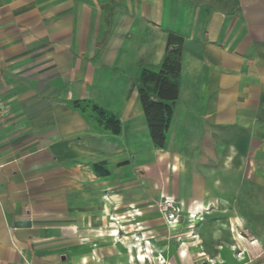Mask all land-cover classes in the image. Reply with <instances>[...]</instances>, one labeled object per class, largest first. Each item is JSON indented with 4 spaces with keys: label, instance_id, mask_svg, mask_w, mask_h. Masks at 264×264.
Instances as JSON below:
<instances>
[{
    "label": "crops",
    "instance_id": "obj_1",
    "mask_svg": "<svg viewBox=\"0 0 264 264\" xmlns=\"http://www.w3.org/2000/svg\"><path fill=\"white\" fill-rule=\"evenodd\" d=\"M74 2L79 9L69 12ZM169 35L183 46L179 73L169 78L177 99L168 103L171 119L157 150L170 155L179 177L187 173L193 208L205 206L200 213L216 203L204 180L217 174H235L252 189L254 206L264 207V0H0V264L103 262L99 245L68 226V174L49 169L74 163L80 173L87 162V173L105 180L117 160L128 165L133 140L152 144L133 84L143 70L159 73ZM118 67L124 87L116 96L117 75L104 71ZM92 106L118 121V135L95 122ZM54 179L65 185L53 188ZM129 213L106 214L118 224L98 237L108 240V255L145 264L133 260L137 245L147 249L141 237L138 244L112 238L125 232L120 220L135 217Z\"/></svg>",
    "mask_w": 264,
    "mask_h": 264
},
{
    "label": "rangeland",
    "instance_id": "obj_2",
    "mask_svg": "<svg viewBox=\"0 0 264 264\" xmlns=\"http://www.w3.org/2000/svg\"><path fill=\"white\" fill-rule=\"evenodd\" d=\"M78 5L75 2L71 3L69 12L78 10ZM115 6L116 17L123 16L124 5L117 3ZM68 28H71L70 23ZM104 37L102 41L105 40ZM171 50L172 48L169 52ZM169 52H166L165 56ZM136 67L139 69V64ZM131 69L133 70V67ZM122 71V67L104 71L117 75L116 96L123 92V78L119 77ZM139 88V83L133 84L134 95H139ZM149 97L153 98L151 94ZM93 101L99 103L97 99ZM84 106L79 104L78 108L83 110ZM115 111L116 118L122 123L124 114L121 103ZM92 112V117L98 124L97 111ZM134 119L133 112L132 120ZM119 152L117 148L114 153L118 156ZM172 161L170 155H165L163 150H157L149 141L146 144L143 139L137 138L132 141V157L128 165L122 166V161L117 160L113 168L111 167L112 176L109 179L97 180L92 174H88L87 162L82 164L80 173L76 171L79 167L74 163L52 164L49 170L53 176L59 173L68 174L69 192L74 191L69 198V208L72 203L74 206L67 212L68 226L78 232L79 239L89 238L99 245L103 258L100 264H126L128 256L118 260L116 255L107 254L108 240L103 237L111 233L109 230L112 226H116L113 221L107 222L105 215L126 216L127 212L131 211L130 205L141 215L120 220L122 231L141 237L142 244L151 251L146 254L145 264H211L210 261L215 264H264V207L260 210L259 205L254 206L252 200L255 196L252 189L244 186L235 174L227 176L217 174L215 179H205L204 187L209 188V195L213 196L212 200L216 203L208 208V211L200 213L198 208H193L194 204L189 198L187 173L179 177L176 164ZM104 166L105 164L100 168ZM51 185L55 188L65 184L54 179ZM241 186L244 187V193L236 194V190L238 187L242 188ZM103 196L110 198V204L103 200ZM205 199L209 200L207 194ZM53 212L63 213L56 204L53 205ZM192 214L197 215L196 219H188ZM170 217L176 220L173 226H170ZM166 225L170 230L176 225L177 228L175 231H168ZM138 229L140 230L136 232ZM101 234L103 237H98ZM239 235L243 236L244 240L237 238ZM188 236L196 238L190 240ZM254 240L258 243L251 245ZM192 242L196 243L198 247L196 250L192 249ZM130 244H133V241H129L125 246L128 247ZM183 250H186V256H181ZM117 251L124 254L120 245ZM243 252L245 254L240 256ZM160 256L163 257L162 260L155 262L154 259Z\"/></svg>",
    "mask_w": 264,
    "mask_h": 264
},
{
    "label": "trees",
    "instance_id": "obj_3",
    "mask_svg": "<svg viewBox=\"0 0 264 264\" xmlns=\"http://www.w3.org/2000/svg\"><path fill=\"white\" fill-rule=\"evenodd\" d=\"M166 45V52H169L172 47L174 48L165 56L159 73L143 70L140 76L139 101L148 125L151 142L156 148H162L165 142V134L172 114L171 106L168 103H173L177 99V88L169 78L179 73L178 60L183 40L169 35ZM149 94L153 98H150ZM93 111H97L100 126L109 130L113 135L119 134V123L114 117L106 116L97 108H93ZM93 169L101 176L108 174L105 171L100 173L97 165H94Z\"/></svg>",
    "mask_w": 264,
    "mask_h": 264
},
{
    "label": "bare ground",
    "instance_id": "obj_4",
    "mask_svg": "<svg viewBox=\"0 0 264 264\" xmlns=\"http://www.w3.org/2000/svg\"><path fill=\"white\" fill-rule=\"evenodd\" d=\"M202 209H205V206H202V208H200V210H202ZM129 216L128 217H132V216H140V212L137 210V209H135V207H131V213H129L128 214ZM174 217H170V219H171V221H170V226H173L174 224H175V221L176 220H174L173 219ZM189 219H196V214H192L191 216H189L188 217ZM109 220L110 221H113V222H115L116 224H118V220H119V218H117V217H111V218H109ZM173 220H174V222H173ZM138 231V230H137ZM123 235L121 236V235H119L118 233H116V231H113L112 232V238H115L116 240H118L119 239V237L120 238H123V240H126L127 239V237H126V235H129V234H132V236H130L131 238L130 239H132L135 243H139V237H136V235H134L133 233H128V232H124V233H122ZM119 236V237H118ZM191 238H196L195 236H192ZM134 246V245H133ZM132 246V247H133ZM137 247V252H136V254L134 255V259L133 260H135L136 262H142V263H145V261H146V259H147V256H146V254L147 253H151V251L149 250V249H143L142 248V246L141 245H137L136 246ZM162 258L163 257H158V258H156L155 260H157V261H160V260H162ZM135 262V263H136Z\"/></svg>",
    "mask_w": 264,
    "mask_h": 264
}]
</instances>
